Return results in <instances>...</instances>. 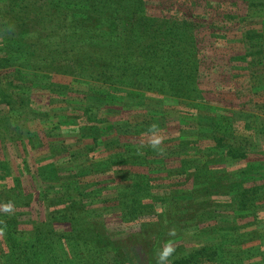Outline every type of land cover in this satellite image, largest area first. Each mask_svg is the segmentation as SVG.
Segmentation results:
<instances>
[{"label":"trees","instance_id":"obj_1","mask_svg":"<svg viewBox=\"0 0 264 264\" xmlns=\"http://www.w3.org/2000/svg\"><path fill=\"white\" fill-rule=\"evenodd\" d=\"M236 2L217 25L151 17L143 0H0V72L15 76L16 64L57 73L73 82L48 88L62 100L81 94L78 112L65 118L49 115L52 106L27 107L26 118L13 113L24 122L42 113L48 140L36 144L26 131L22 150L30 146L31 162L0 159V169L15 170L0 177V209L14 206L0 210V264H127L109 222L152 256L162 241L143 234L171 212L170 193L180 189L171 175L184 176L182 189L190 181L188 190L202 184L213 195L198 215L177 212L171 264H264V195H256L264 190V0ZM127 93L192 108L186 124L161 128L163 155L147 146L155 121L134 125L124 119L131 109L113 110ZM140 106L133 113L153 112L154 105ZM4 127L0 141L9 148ZM221 183L227 192H211ZM155 187L172 192L153 194Z\"/></svg>","mask_w":264,"mask_h":264},{"label":"rangeland","instance_id":"obj_2","mask_svg":"<svg viewBox=\"0 0 264 264\" xmlns=\"http://www.w3.org/2000/svg\"><path fill=\"white\" fill-rule=\"evenodd\" d=\"M38 1L41 2V0H38ZM251 1L256 2V0H251ZM143 2L146 8V14H148L151 17L164 15L172 19L190 20L197 24L203 21H215L217 25H223L224 24L223 13L228 14L229 12H235L234 9L235 7H237L236 0H143ZM258 5H259V2H258ZM252 8L254 9V13L256 12L257 16H261L260 11H259L261 9V6H252ZM4 14L5 12H3L2 10L0 12V17H2V15ZM213 16L215 17L214 19L211 18ZM231 24L232 23H228V26ZM89 45L90 44L87 43L85 48H88ZM0 55H2V53H0ZM15 68L19 71V73L15 74V76L17 75L18 77L14 76L15 72H13L12 69H10V71H7L9 73L0 72V126H6L4 127L6 131L5 137H7L6 140H8V142L11 144L9 148L7 147L3 148L4 147L3 145L5 144H3L0 141V146H1L0 147V159L2 158L1 159L2 161L4 159L6 161L13 162V158L17 159V156H18L21 158H26L28 162H31V156H30L31 152L28 149V147L30 146L25 148L24 150L25 152H23L22 150V146L24 143L23 141L25 142L30 141L29 136H26L27 134L26 131L30 130L31 131L30 135L36 141V144L38 142L47 144L48 138L46 137L44 133L45 130L43 131V127L45 126L41 124V120L43 122L44 115L40 113L39 115L40 118H38L39 121L38 120L28 121V122L27 121L24 122L22 120L15 121L14 116L17 113L16 110H18V113L21 110L22 115L20 117L26 118L28 115V112H27L28 109L26 110L27 107L32 108L35 111H39V110L44 111V110H48L49 106H52L55 108H54V111L49 112V115H53L54 117L56 116L59 118L60 115H62V113L64 114L65 113L67 114V112L75 113L74 111L76 110H74L73 108H77L74 105L76 104L75 101L78 100V98L75 97L74 95L76 94L81 95V94L74 92L71 94V96L69 95L66 97L65 100H62L61 98H62V95L64 94L63 92L60 91V93H62L60 94L58 91H52L48 87H51V83H54V82L59 83V84H64L65 82L72 83L73 81L71 78L59 75L57 73L53 74L52 76L47 75L46 73H40V74H35L33 72L31 73L29 70H26L24 68L20 69L22 67L16 64H15ZM0 70L2 71L5 69L1 68ZM21 81H27L28 83L21 82ZM30 82L31 83L34 82V83H32L30 86L29 85ZM42 86H44V88H42ZM22 91H24V94H21ZM79 92H81V90H79ZM26 94H30V95H26ZM131 97L132 96H128V93H127L124 99L125 102H123L122 104H119L120 106L118 105L115 106L113 110H117L116 108L118 107H124V110L126 111L131 109V111L127 112V115L124 116V119H128V117L133 115L130 122L134 125L137 123H140L141 121H143V119L150 117L152 122L155 121V123L158 125L162 123L161 124L162 127L160 128L168 126L169 130H173L177 128L179 125L186 124V122L189 121L187 119L190 113L188 109L189 110L192 109L189 106H187V108L185 106H180V105H176L172 107H169V106L162 107L161 106L162 104L158 101L159 99H157L156 97L155 99H153L154 96H150V95L139 96L141 98H139L136 101H132ZM142 103L143 105L145 103H147V105H152V106L154 105V108L152 110L153 112L133 113L135 112L134 109H140L141 107L140 105H142ZM188 103L186 105H188ZM63 104H65V107L67 110H65V108L59 107V106L62 107ZM13 113H15V115H13ZM191 113L195 115V113L193 112ZM197 113H198V116L200 115H206L207 117L211 116L208 114H204L205 113L204 110H199V112ZM37 115L38 114L34 116H37ZM163 115H166L167 118L166 120L163 119L162 121V119L159 118V116L161 117ZM61 117H64V116L62 115ZM160 120H161V123H160ZM167 122L169 123V125H166ZM235 124L236 126L238 124L236 128H238L240 125V123L238 122ZM64 126L66 127L68 125L62 124L61 130L65 128ZM163 138L165 137L163 136ZM140 144L146 145L145 142L139 143V145ZM43 153L36 152L35 153L36 156L34 158H40L41 156L44 155ZM257 155H255L252 159H255ZM205 158L207 159V156H205ZM205 158L203 157V159ZM176 163L173 164L172 162L174 166H176ZM5 170H6L5 166L0 169V177L2 176L5 178L9 176L8 174L15 173V170H10V169L7 171ZM89 178H91V176L87 177V179ZM170 178L172 182H178V188L180 189H175L172 192V190L169 189L168 187H155L152 190L153 194L170 193V190L173 193V194L170 193L173 200L169 202L170 207H171L170 208L171 212L167 216L168 218L166 216L164 217L162 216V220L157 221V217H156L155 224L148 227V229L143 234V237H149V238H154L155 236L156 237L159 236L160 240L162 241L161 246L155 247L154 252L152 253V256H150V254L148 256V254L145 252V250L140 244L138 243L132 244L134 242L131 240V237H129V235H126L124 237H119L117 234H114V233H118L117 232L118 230L122 231L123 230L122 226L114 222L108 223L109 229L112 233L111 238H113V240L117 238H121V240H119V245L123 250L122 253L126 257L125 260L127 264H152V262L150 261V258L151 259L153 258L155 260V264H157V254L162 250L165 243L169 240L174 241V239H176V236L171 237L168 235V233L170 229H175L177 226V212L184 211L185 215H188V214H191L190 211H193V214L198 215L199 211L201 210L199 207L204 206V205H210L213 195L212 196L209 195L208 197L207 195L208 192L205 190L202 184H198L190 191L188 190L191 187L190 181L186 185H184L186 189H182L183 188L182 181L185 179L183 175L181 176L171 175ZM7 179H9V177H7ZM177 179H181V180L178 181ZM174 187L177 188L176 186ZM229 188H230V185L221 183L220 185L218 184L217 186L213 187L211 192L224 193V192H227ZM233 194L236 195L235 190H233ZM256 195L263 196L264 190L260 193H257ZM85 198L91 199L92 196L86 194ZM158 206L159 205H157V207ZM126 230L127 229L124 228V230L120 232L122 234L128 233ZM130 231L132 230H129V232ZM187 236H190V234H187ZM124 247H127L128 249ZM210 264H215V263L210 262Z\"/></svg>","mask_w":264,"mask_h":264},{"label":"clouds","instance_id":"obj_3","mask_svg":"<svg viewBox=\"0 0 264 264\" xmlns=\"http://www.w3.org/2000/svg\"><path fill=\"white\" fill-rule=\"evenodd\" d=\"M161 131L162 130L160 126L156 123H153L148 127L147 133H145V135L149 137L147 141V146L163 155L164 149L161 147V145L163 144V136L161 135ZM137 154L142 153L138 152ZM13 207V204L9 202L7 204H4L2 206V209L0 210L4 211L5 213H11L13 212ZM4 231V228H0V236L4 234ZM168 235L171 237H175L177 235L176 230L170 229ZM174 252V241H167L162 250L157 254V264H171L169 258L174 254Z\"/></svg>","mask_w":264,"mask_h":264},{"label":"crops","instance_id":"obj_4","mask_svg":"<svg viewBox=\"0 0 264 264\" xmlns=\"http://www.w3.org/2000/svg\"><path fill=\"white\" fill-rule=\"evenodd\" d=\"M132 116H133V115H131L130 117H128V119L131 120V119H132ZM140 123H141V122H140Z\"/></svg>","mask_w":264,"mask_h":264}]
</instances>
